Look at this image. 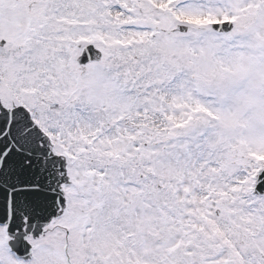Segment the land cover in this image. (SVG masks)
<instances>
[{
	"label": "snow or ice",
	"instance_id": "6c2138e0",
	"mask_svg": "<svg viewBox=\"0 0 264 264\" xmlns=\"http://www.w3.org/2000/svg\"><path fill=\"white\" fill-rule=\"evenodd\" d=\"M0 264H264V0H0Z\"/></svg>",
	"mask_w": 264,
	"mask_h": 264
}]
</instances>
